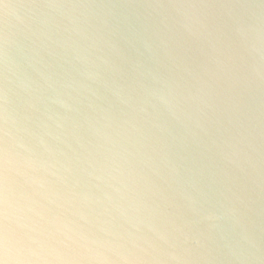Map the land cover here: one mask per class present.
Masks as SVG:
<instances>
[{"label":"clouds","instance_id":"obj_1","mask_svg":"<svg viewBox=\"0 0 264 264\" xmlns=\"http://www.w3.org/2000/svg\"><path fill=\"white\" fill-rule=\"evenodd\" d=\"M0 264H264V0H0Z\"/></svg>","mask_w":264,"mask_h":264}]
</instances>
